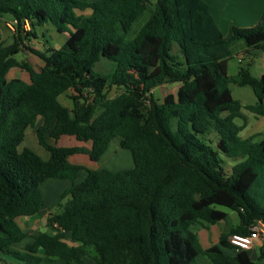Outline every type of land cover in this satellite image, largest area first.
Segmentation results:
<instances>
[{
    "label": "trees",
    "instance_id": "trees-1",
    "mask_svg": "<svg viewBox=\"0 0 264 264\" xmlns=\"http://www.w3.org/2000/svg\"><path fill=\"white\" fill-rule=\"evenodd\" d=\"M148 2L0 0V18L14 22L9 43L0 28V253L17 264H196L200 254L212 264H257L229 236L264 222V137L239 135L242 109L264 116V71L257 77L240 66L230 76L227 63L264 51V11L254 26L231 24L223 35L203 0H152L150 17L128 40ZM49 25L67 33L62 43L47 38ZM22 49L39 68L15 57ZM102 58L113 66L102 61L94 70ZM11 69L28 80L8 75ZM170 83H178L175 93L157 100L152 90ZM230 83L250 86L256 102L242 105ZM34 127L47 159L18 148ZM64 135L80 144L58 145ZM114 138L133 167L70 160L97 161ZM225 158L239 159L229 173ZM49 178L70 185L46 214L49 231L26 232L18 219L39 213ZM218 207L238 222L203 247L192 226L225 219Z\"/></svg>",
    "mask_w": 264,
    "mask_h": 264
},
{
    "label": "rangeland",
    "instance_id": "rangeland-1",
    "mask_svg": "<svg viewBox=\"0 0 264 264\" xmlns=\"http://www.w3.org/2000/svg\"><path fill=\"white\" fill-rule=\"evenodd\" d=\"M86 1H93V0H86ZM151 2H152V0H150V2H148L147 6L144 9V11L142 12V14L130 26V29L128 30L127 35H126V38L128 40H131L135 37V35L137 34L140 27L150 17L152 10H153V6L151 5ZM150 11H151V13H150ZM49 27H47L48 30L44 29L47 38L51 39L52 43H53V41H55L56 43H59V44L62 43L64 40L63 37H65V35L67 33L59 34V33H57V31L54 29V27L52 25H49ZM0 28H1V41H2V43H9L11 41V35L13 33V30H14L13 20L8 16L1 17L0 18ZM39 38L41 39V36ZM27 44H29V42H27ZM36 44L37 43L35 41L30 42V45L33 47L38 46L39 48H42V46H44V44H41V43L38 45H36ZM253 51H254V53L256 52L255 57H253L254 56L252 53ZM261 53H262L261 50H258V49L252 50L251 53H249V55L246 56L245 61L243 63H240L242 66L250 67L249 71L252 75L258 74L257 73V68H258V65H257L258 61L257 60L259 59ZM15 57L19 60L25 59L26 61L31 63L35 68L40 67L39 59L37 57H35L33 54H31L30 52H28L26 49H22V51L19 52L18 54H16ZM236 59H237V57H234V59L229 60L227 63V73L230 76L237 74V69H238L239 63H237ZM102 61L106 62L108 67L113 66V63L111 61H109L105 58H102L98 63H96V65L94 66L93 69L99 70L101 67ZM12 72H14L13 74H15V76H18V77H21L23 79L28 80V74L25 71H21L18 69H11L10 73L8 75H11ZM177 85H178V83H170V84L160 85L158 87H155L152 90V94L154 95V97L157 100H159L162 98L163 95H165L168 92L175 93V91L177 89ZM229 88H230L232 97L234 99H237L242 105H250V104H254L256 102V97H255L250 86H248V85L241 86V85H237L235 83H230ZM114 94H116V91L111 90V95H114ZM60 100L62 103L66 104V105L69 104L67 102L68 99L65 98V96H60ZM242 112L245 114V116L248 117L247 118L248 121L252 118L251 117L252 112H250L246 109H242ZM235 122L238 124H241L242 119L236 118ZM250 126L248 127V129L250 128ZM35 129H36V127L27 129L25 136H24V139L18 148H19V150H21L24 147H27V148L31 149L32 151H34L35 153L39 154L42 158L47 159L49 156V153L38 144L37 138L35 136ZM248 129L245 128L244 130L240 131L239 135L241 137H243L247 133ZM208 138H210L215 143L216 135L214 133H210L208 135ZM49 142L52 143L53 140L49 139ZM115 142L116 141H113L109 145V148H110L109 153H108L109 158L106 159V161L109 162L108 165L116 167L117 169H124V168L130 167L132 164V160L130 157V155H131L130 151L127 149H123V148L118 147V151L115 152V150H116ZM57 144L58 145H74V144L78 145L80 143L74 137L64 135V136H61V138L58 140ZM220 156L224 158L223 154H220ZM70 159L72 161H78V163L85 165L87 167H91L94 165V163L89 161L86 154L73 155ZM236 161H239V159H236V160H233L230 158L224 159V169H225L226 173H229L231 165L233 163H235ZM82 175H83V173L82 174L80 173L79 178ZM45 182H46L45 185L50 183V182L53 183L54 188H53V190H51V189H48V187H46L45 185H43V189L41 192L43 194L44 200L47 198V196L49 198L53 197L57 191H63L67 185V182H70V181L67 179L49 178ZM57 182H59L58 186L56 185ZM60 184H62V185H60ZM218 208L223 209L228 213V215L225 219L217 222L216 224H212V225H209L206 223H198V224H195L192 226V230L198 233L199 241H200L202 246H205L207 243L209 244V236L210 237L211 236L216 237L217 235L220 234V232L228 230L230 225L235 224L234 219L236 218V214L234 211H231V210L226 209V208H221V207H218ZM55 210H56V207H54L52 209V211H55ZM37 215L34 216L33 218L34 219L38 218ZM35 224H36L37 229L45 230V228H43L44 224L40 223L39 220H36ZM258 259H259V257H258ZM86 263L87 264H93V261L90 258H86ZM0 264H16V261L14 259H12V257H10L8 255H2L0 253ZM196 264H212V263L205 255L200 254L196 258Z\"/></svg>",
    "mask_w": 264,
    "mask_h": 264
},
{
    "label": "crops",
    "instance_id": "crops-1",
    "mask_svg": "<svg viewBox=\"0 0 264 264\" xmlns=\"http://www.w3.org/2000/svg\"><path fill=\"white\" fill-rule=\"evenodd\" d=\"M203 1L207 4L209 12L211 13L216 25L218 26L219 30L221 31V33L223 35L227 34L231 24H234V25H237L240 27H252V26H254L258 22V20L260 19V16L262 15V13L264 11V0H203ZM150 13H151V11H150ZM252 53L254 55L253 57H255L256 52L254 53V51H253ZM263 57H264V51H262L259 59L257 60L258 61L257 62V65H258L257 73L258 74L257 75L254 74L257 77L260 76L261 73L264 71V58ZM245 58H246V55H244L242 60H240V61L238 59H236L237 63H239L238 68L240 66H242L240 63H243L245 61ZM243 67H247V66H243ZM247 68H248V70H250V67H247ZM237 71H238V69H237ZM13 73L14 72H12L11 75L15 76V74H13ZM177 87H178V85H177ZM263 105H264V101H263ZM251 117L252 118L248 121L247 120L248 117L246 116V124L242 130H244L245 128L248 129V127L250 125L251 126L247 130V133L242 138L254 136V140H261L264 137V116L263 115H256V114L252 113ZM113 141H116L115 142V147H116L115 152H117L118 147H120L119 146V139L118 138L112 139L110 141L109 145ZM109 145H108L107 150L100 156V158L97 161H91L89 159L88 155L86 154L89 161L94 163V165L91 166V168H95V169L106 168V169H110V170H120V169H117L116 167L108 165L109 162L106 161V159L109 158V154H108L109 149H110ZM84 147L86 149H89L90 143L89 142L85 143ZM130 157L132 160L131 155H130ZM73 162L78 163V161H73ZM131 167H133V160H132L131 166L128 168H131ZM124 169H126V168H124ZM81 178H83V175L78 180H80ZM45 183L46 182H44L41 185V191H42L43 185H45ZM56 185L58 186L59 182H57ZM60 185H62V184H60ZM69 185H70V182H67L66 187H68ZM45 186L51 190H53V188H54V184L51 182L46 184ZM60 192L61 191H57L53 197L49 198L47 196V198L45 200L43 199V205L40 208L39 213L37 215L38 218L34 219L33 217H22V218L18 219V222L24 231L30 232V233L36 232V231H49V228L46 227V223H45L46 214L49 211V209L52 208V206L57 201ZM42 196H43V194H42ZM227 215H228V213H227ZM36 220H39L40 223L44 224L45 227L43 226V228H45V230L37 229L36 224H35ZM234 220H235V223L238 222L237 215H236V218ZM218 237H219V235H217L216 237H212V236L210 237L209 236V244L207 243L208 245L206 244L203 247H207L213 243H217ZM23 244H24V242L18 243L14 247L18 248V247H21ZM261 244H262V241L257 240L247 249L249 256L251 257V259L256 261L257 264H264V259H258V257H259V249L258 248H260Z\"/></svg>",
    "mask_w": 264,
    "mask_h": 264
},
{
    "label": "built area",
    "instance_id": "built-area-1",
    "mask_svg": "<svg viewBox=\"0 0 264 264\" xmlns=\"http://www.w3.org/2000/svg\"><path fill=\"white\" fill-rule=\"evenodd\" d=\"M243 55L237 56L242 60ZM261 240L264 243V222L257 220L251 227L248 234H232L229 236V242L237 249L247 250L255 241Z\"/></svg>",
    "mask_w": 264,
    "mask_h": 264
}]
</instances>
